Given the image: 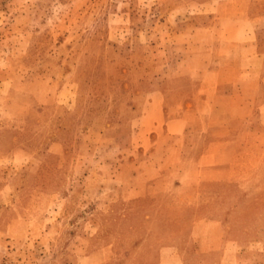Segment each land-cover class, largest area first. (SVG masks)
<instances>
[{"label":"rangeland","instance_id":"374dc122","mask_svg":"<svg viewBox=\"0 0 264 264\" xmlns=\"http://www.w3.org/2000/svg\"><path fill=\"white\" fill-rule=\"evenodd\" d=\"M262 111L264 0H0V264H264Z\"/></svg>","mask_w":264,"mask_h":264},{"label":"crops","instance_id":"0c3cea01","mask_svg":"<svg viewBox=\"0 0 264 264\" xmlns=\"http://www.w3.org/2000/svg\"><path fill=\"white\" fill-rule=\"evenodd\" d=\"M207 80H208L207 78H204L203 80L200 81L199 88L197 90V98L201 99L202 101H215L218 97H221V87H219V84H220L219 78L215 80L213 79V81L211 82ZM227 83L228 84L225 86L226 89L224 90L229 93V96H226V97L229 99L239 98V96H241L239 95L240 92L235 91V88L231 86L232 84L231 81ZM236 93H239V94H237L236 96ZM182 122H183V119H174V120L167 121L166 130L168 132H171L172 134H181L184 132ZM225 146H227L228 148L230 147L233 148L232 154L235 155L236 153H238V150H236V148H238V146L240 145L236 146L235 143H233L232 145L224 144L222 147H225ZM214 165H216V156H215Z\"/></svg>","mask_w":264,"mask_h":264}]
</instances>
